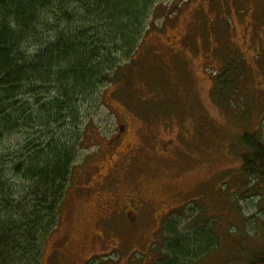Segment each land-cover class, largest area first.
Instances as JSON below:
<instances>
[{"label": "rangeland", "instance_id": "rangeland-1", "mask_svg": "<svg viewBox=\"0 0 264 264\" xmlns=\"http://www.w3.org/2000/svg\"><path fill=\"white\" fill-rule=\"evenodd\" d=\"M160 1L168 15L156 10L132 62L83 105L86 145L42 264H157L176 219L215 237L190 264L264 251V183L240 170L244 131L264 141V0ZM24 143L17 131L0 150Z\"/></svg>", "mask_w": 264, "mask_h": 264}, {"label": "trees", "instance_id": "trees-1", "mask_svg": "<svg viewBox=\"0 0 264 264\" xmlns=\"http://www.w3.org/2000/svg\"><path fill=\"white\" fill-rule=\"evenodd\" d=\"M159 8L168 15L160 0H0V141L25 136L0 150V264H42L85 144L83 105L132 62ZM240 138V170L264 183L263 139ZM164 232L157 264L194 263L214 247L210 231L183 235L177 219Z\"/></svg>", "mask_w": 264, "mask_h": 264}]
</instances>
